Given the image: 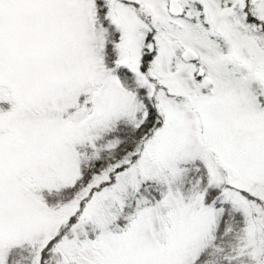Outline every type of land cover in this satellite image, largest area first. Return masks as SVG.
Masks as SVG:
<instances>
[{
  "label": "snow or ice",
  "instance_id": "obj_1",
  "mask_svg": "<svg viewBox=\"0 0 264 264\" xmlns=\"http://www.w3.org/2000/svg\"><path fill=\"white\" fill-rule=\"evenodd\" d=\"M0 264H264V0H0Z\"/></svg>",
  "mask_w": 264,
  "mask_h": 264
}]
</instances>
